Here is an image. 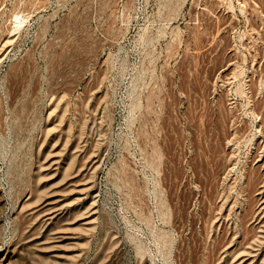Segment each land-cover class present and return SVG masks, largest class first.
I'll return each mask as SVG.
<instances>
[{
  "label": "rangeland",
  "instance_id": "1",
  "mask_svg": "<svg viewBox=\"0 0 264 264\" xmlns=\"http://www.w3.org/2000/svg\"><path fill=\"white\" fill-rule=\"evenodd\" d=\"M52 148L73 264H264V0H0V264H63L15 245Z\"/></svg>",
  "mask_w": 264,
  "mask_h": 264
},
{
  "label": "bare ground",
  "instance_id": "2",
  "mask_svg": "<svg viewBox=\"0 0 264 264\" xmlns=\"http://www.w3.org/2000/svg\"><path fill=\"white\" fill-rule=\"evenodd\" d=\"M60 166L58 151L52 148L41 168L47 176L44 193L34 198L32 192H27L22 198L18 210L22 235L15 245L16 248L31 246L56 262L73 264L84 256V250L79 248L83 239L79 230L88 231L92 227L95 208L92 203L78 204L79 200L91 198L88 178L78 170L57 183ZM2 205L3 198L0 197V209ZM261 208L264 210V201Z\"/></svg>",
  "mask_w": 264,
  "mask_h": 264
}]
</instances>
